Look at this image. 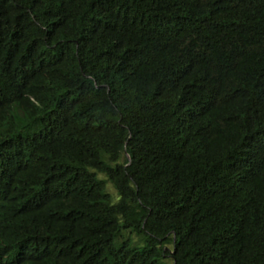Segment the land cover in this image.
Returning <instances> with one entry per match:
<instances>
[{"label":"trees","instance_id":"1","mask_svg":"<svg viewBox=\"0 0 264 264\" xmlns=\"http://www.w3.org/2000/svg\"><path fill=\"white\" fill-rule=\"evenodd\" d=\"M0 264H264V0H0Z\"/></svg>","mask_w":264,"mask_h":264},{"label":"clouds","instance_id":"2","mask_svg":"<svg viewBox=\"0 0 264 264\" xmlns=\"http://www.w3.org/2000/svg\"><path fill=\"white\" fill-rule=\"evenodd\" d=\"M0 200H1V198H0Z\"/></svg>","mask_w":264,"mask_h":264}]
</instances>
